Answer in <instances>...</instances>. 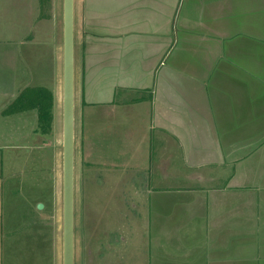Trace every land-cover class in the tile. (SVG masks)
Masks as SVG:
<instances>
[{
  "label": "crops",
  "instance_id": "1",
  "mask_svg": "<svg viewBox=\"0 0 264 264\" xmlns=\"http://www.w3.org/2000/svg\"><path fill=\"white\" fill-rule=\"evenodd\" d=\"M45 7L0 0V58L24 48L23 81L41 75L33 27L44 24ZM74 17L88 145L107 163L104 140L115 133L118 153L140 158L123 181L138 175L139 197L126 211L138 219L117 234L119 264H264V0H79ZM16 18L27 27L18 41ZM38 87L0 90L6 133L9 121L28 116L37 117L29 133L39 135L37 111L10 112ZM2 206L0 264H10L19 231ZM103 249L109 258L89 264H114L116 247Z\"/></svg>",
  "mask_w": 264,
  "mask_h": 264
},
{
  "label": "rangeland",
  "instance_id": "2",
  "mask_svg": "<svg viewBox=\"0 0 264 264\" xmlns=\"http://www.w3.org/2000/svg\"><path fill=\"white\" fill-rule=\"evenodd\" d=\"M78 1L74 4L76 10ZM45 9L44 24L33 27V30L40 34L41 40L40 77L34 75L32 79L26 78L23 81L22 75L24 72L28 73V69L25 70L24 48L20 50L18 44H15L14 51L11 50L8 61L4 62L0 58V90L7 86L8 92H15L22 86L42 85L54 96L53 123L48 134L41 133L38 127V136H34L33 132L29 133L32 126H36L37 117L13 118L7 123V133L6 126L0 120V146L6 143L10 146L0 149V181H3L4 177L9 179L5 193L0 186V206L3 205L5 220L13 224L14 219L15 230L19 231L13 241L14 249L10 251V256L14 258V262L10 264H63L64 0H46ZM23 30L26 31L27 27L20 25L16 18V41L22 38ZM78 31L75 19L76 45ZM79 63V51L76 46V75L80 71ZM33 72L35 70L31 71L30 75H33ZM18 73L22 82L15 84V76ZM79 85L75 94L74 264H89L93 259L97 263L101 259L109 258V251L103 247L107 249L110 244L116 247V253H111L110 260L119 264L122 262L117 259L120 257L118 250L122 244L116 245L120 242V236L117 234H121L122 238L123 231L138 219L134 217L133 212L132 217H126V211L129 213V210L133 209L132 205L139 197V194H134L135 185L132 184L138 175L132 171L130 180L124 182V185L123 181L126 180L127 167L130 166L128 164L134 165L137 161L140 162V158L135 159L130 153H118L115 133L104 140L110 143V160L107 163L102 162L103 157L100 156L99 159V156L93 155L88 145L86 123L81 116L83 90L80 74ZM84 119L88 121V116ZM97 125L100 129L103 128L101 122ZM94 160L98 166L92 165ZM97 180L99 185L94 182ZM140 182L139 186L142 187ZM126 189L131 191L127 195L123 194ZM92 250L95 253L93 256Z\"/></svg>",
  "mask_w": 264,
  "mask_h": 264
},
{
  "label": "water",
  "instance_id": "3",
  "mask_svg": "<svg viewBox=\"0 0 264 264\" xmlns=\"http://www.w3.org/2000/svg\"><path fill=\"white\" fill-rule=\"evenodd\" d=\"M74 1L64 0L63 264H74L75 43ZM41 208L43 205H40Z\"/></svg>",
  "mask_w": 264,
  "mask_h": 264
},
{
  "label": "trees",
  "instance_id": "4",
  "mask_svg": "<svg viewBox=\"0 0 264 264\" xmlns=\"http://www.w3.org/2000/svg\"><path fill=\"white\" fill-rule=\"evenodd\" d=\"M54 96L47 88H27L17 98L12 113L37 111L38 129L43 134L51 131L53 123Z\"/></svg>",
  "mask_w": 264,
  "mask_h": 264
}]
</instances>
